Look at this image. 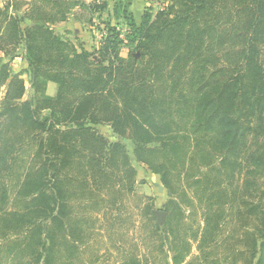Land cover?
<instances>
[{
	"label": "trees",
	"instance_id": "16d2710c",
	"mask_svg": "<svg viewBox=\"0 0 264 264\" xmlns=\"http://www.w3.org/2000/svg\"><path fill=\"white\" fill-rule=\"evenodd\" d=\"M106 9L0 0V264H98L81 256L100 236L92 215L133 191V161L169 197L163 226L151 202L141 209L167 241L147 264H264V0H170L124 37L109 26L93 51L57 32Z\"/></svg>",
	"mask_w": 264,
	"mask_h": 264
},
{
	"label": "rangeland",
	"instance_id": "374dc122",
	"mask_svg": "<svg viewBox=\"0 0 264 264\" xmlns=\"http://www.w3.org/2000/svg\"><path fill=\"white\" fill-rule=\"evenodd\" d=\"M145 1L147 5L142 3L140 9L137 7V3H134L135 5L132 7V13L130 11L132 0H117L110 9L107 8L105 11L96 14L92 24L74 25L71 20H67L61 23L62 27H57V32L62 38L83 46L89 51H93L99 47L100 40L106 34L109 26L118 29L121 37H124L131 26V22L139 25L143 14L150 13L153 17L157 12L163 10L170 4V0ZM115 4H117L118 11L120 12H123V7L125 6L130 16L127 19L124 17L120 19L114 18L113 8ZM75 28H77L76 30H78V33H76ZM127 53V48L123 47L121 49V54L125 56ZM10 63L13 71L20 70L22 73L21 77L26 86L23 98L28 99L32 96V90L30 88L29 76L23 72L24 63L22 60L19 61L15 58L12 59ZM53 86L54 87L48 90L46 89L47 93L49 92L48 94L56 92L55 83ZM4 92L5 88L2 87L0 90V102ZM95 128L110 142L120 140V137L116 136L107 124L95 125ZM122 141L132 154L133 143L130 140ZM133 162L137 170L133 191L131 193L125 192L120 204H118V201L114 205L110 204L109 209L104 208L105 206H101L100 209H98L99 211H94L92 215L95 218L93 221L94 225L100 230V236L93 233L95 235V241H92L91 246L84 250L81 256L84 258H92L97 255L98 264H121L124 256L131 255L137 256L139 260H142L141 264H145L144 256H146L150 262L152 260V256H149L150 252L160 255L158 245L163 243L165 244L163 248L167 249V241L161 237L163 236L162 232L153 233L154 224L141 211L145 204L152 203V213L155 215L159 226H163L166 215L164 203L169 198L167 189L162 185L159 174L153 173L146 165L138 164L135 161ZM239 178L242 177L240 176ZM159 185L162 186L161 191L158 190ZM196 211L200 213L201 209L197 206ZM195 219L196 221H191V223L193 222L192 226L194 228L198 225L201 226L202 218L199 214H196ZM110 231H112L111 235L108 233ZM191 251L192 254L196 253V242L192 240ZM156 259L158 258L156 257Z\"/></svg>",
	"mask_w": 264,
	"mask_h": 264
},
{
	"label": "crops",
	"instance_id": "0c3cea01",
	"mask_svg": "<svg viewBox=\"0 0 264 264\" xmlns=\"http://www.w3.org/2000/svg\"><path fill=\"white\" fill-rule=\"evenodd\" d=\"M84 1H86V2H90V1H92V0H84ZM106 2H107V8H109L110 9V7H112L113 6V4L115 3V1H117V0H105ZM134 3H137V7H139V9L141 8V6H142V3L144 4V5H147V2L145 1V0H132V3L130 4V11L133 13V10H132V7H133V5H135ZM67 20H71V22L74 24V25H80L81 23H79L78 21H76L73 17H69ZM66 20V21H67ZM63 22H65V21H63ZM62 22H59V23H57L56 24V28L57 27H62V24H61ZM82 25H84V24H82ZM77 28H75V31H76V33H78V30H76ZM85 48V47H84ZM23 52V49H19L18 50V56H16L15 57V59H18L19 61H21L22 60V62L24 63L23 65V72L25 73V69L27 68V62H26V60L25 59H23V57H22V53ZM15 71V70H14ZM20 71V70H19ZM16 72H18V71H16ZM53 84H54V82H48L47 83V90L49 89V88H52V87H54L53 86ZM56 85V84H55ZM49 93V92H48ZM55 93H50L49 95H54Z\"/></svg>",
	"mask_w": 264,
	"mask_h": 264
},
{
	"label": "water",
	"instance_id": "95a60500",
	"mask_svg": "<svg viewBox=\"0 0 264 264\" xmlns=\"http://www.w3.org/2000/svg\"><path fill=\"white\" fill-rule=\"evenodd\" d=\"M158 190L161 191L162 190V186L159 185L158 186Z\"/></svg>",
	"mask_w": 264,
	"mask_h": 264
}]
</instances>
